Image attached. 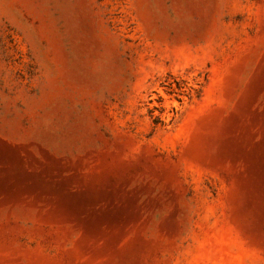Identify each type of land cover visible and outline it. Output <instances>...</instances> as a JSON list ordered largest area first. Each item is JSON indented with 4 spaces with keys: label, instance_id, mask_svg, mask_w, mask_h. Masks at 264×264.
<instances>
[{
    "label": "rangeland",
    "instance_id": "rangeland-1",
    "mask_svg": "<svg viewBox=\"0 0 264 264\" xmlns=\"http://www.w3.org/2000/svg\"><path fill=\"white\" fill-rule=\"evenodd\" d=\"M0 264H264V0H0Z\"/></svg>",
    "mask_w": 264,
    "mask_h": 264
}]
</instances>
